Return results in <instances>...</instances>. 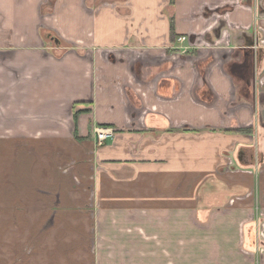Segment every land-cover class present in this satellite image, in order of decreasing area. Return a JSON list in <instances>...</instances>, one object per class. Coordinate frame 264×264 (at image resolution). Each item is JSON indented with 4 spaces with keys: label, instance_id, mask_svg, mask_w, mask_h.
<instances>
[{
    "label": "crops",
    "instance_id": "obj_1",
    "mask_svg": "<svg viewBox=\"0 0 264 264\" xmlns=\"http://www.w3.org/2000/svg\"><path fill=\"white\" fill-rule=\"evenodd\" d=\"M263 85L264 0H0V170L59 185L61 207L78 200L62 162L90 173L103 204L100 264L258 263L241 252L239 226L264 208V172H247L264 161ZM98 126L113 136L96 148ZM4 217L0 264H98L55 253L86 239L46 240L16 259L34 245L18 241L31 224ZM73 217L66 232L85 231L86 217Z\"/></svg>",
    "mask_w": 264,
    "mask_h": 264
},
{
    "label": "rangeland",
    "instance_id": "obj_2",
    "mask_svg": "<svg viewBox=\"0 0 264 264\" xmlns=\"http://www.w3.org/2000/svg\"><path fill=\"white\" fill-rule=\"evenodd\" d=\"M50 33H52L54 36H58L56 32L51 29ZM50 37V35H48ZM59 37V36H58ZM53 44L52 42H49V44ZM63 43V41H62ZM61 43V44H62ZM263 81V79H262ZM264 88V85H263ZM95 129V128H94ZM95 136V146L96 148H99L100 145H103L108 138L103 141L102 144H98V138L97 135L94 133ZM113 136V135H112ZM111 137V136H110ZM109 137V138H110ZM23 142H18V145L22 144ZM38 143H34V146H36ZM52 147H50L51 149ZM35 153V150H34ZM90 155V153H88ZM87 154V155H88ZM45 155H43L44 157ZM35 161H37L40 164V158L38 154L35 155ZM88 158V157H87ZM264 158V156H263ZM75 159L71 158L69 161L62 162L60 170H62L64 173L69 175L71 181H73V187L71 192H77L78 193V200L73 203V205H70L72 207L63 206L61 207L59 203L63 204V202L56 197L59 193V185L55 184H49V185H41V187L38 186H28L20 184V179H14L12 178V181L10 178H8L9 171L8 170H0V183H5L0 185V214L5 216L2 218V220H6V222L11 225L9 222L10 220L14 221L16 225H21L17 218L21 216H26V220L29 221L31 224L30 229H24L25 234L23 236H19V240L22 244L25 242L24 237L31 243L34 244L32 246L23 245L21 246V249L15 250L14 255L16 259H25L27 256L32 254L34 252V247L38 246L41 247L42 243L44 241H52L50 243H54L58 241L59 238L61 240L66 241V243H70L71 241H75L72 243L73 246H77L78 243H84L85 239L88 243V248H84L81 250L80 248L75 249L73 251L66 249L64 253H59L61 258L65 257H72L77 258L78 253L82 252H88L93 259H97L98 264H100V250L97 249V246L100 247L102 242V218L101 213L103 209V204L101 203V198L98 192V188L96 185L91 184V180H89L90 173L81 176L78 172L75 171ZM264 160V159H263ZM51 161V160H50ZM264 162V161H263ZM258 163V167L256 166L253 170H247V172L252 173L253 176L256 178H259L260 176L258 173L264 172V163ZM16 164H18L16 162ZM18 166V165H17ZM260 166V167H259ZM99 167V168H98ZM102 167L99 166V164H96L94 166V170L99 172L101 171ZM261 168V170H259ZM100 169V170H99ZM92 170V169H91ZM5 172V173H2ZM36 172L38 174H36ZM40 172H42L45 175L44 171H41L39 168L36 171L34 169V176L40 179ZM19 171L16 169L15 172H13L12 176L19 175ZM46 177V175H45ZM254 178V179H255ZM2 181V182H1ZM40 181V180H39ZM46 182H48L46 180ZM44 186V187H42ZM75 186V187H74ZM29 190H32L31 197L36 198L32 202L28 201V196H25V193ZM21 194V199L17 196ZM27 195V194H26ZM50 197L52 198H49ZM243 195V194H241ZM48 198V199H47ZM239 197H233L230 199L227 203L230 206L235 207V205L239 202ZM242 198V197H241ZM53 199V200H52ZM81 199V202H78ZM235 203V204H234ZM234 204V205H233ZM257 205V204H256ZM263 205V204H262ZM72 210V211H71ZM69 212L68 214H61V212ZM75 211V212H73ZM44 212L45 215H47V223L44 219L43 224H45L44 227L37 226L38 221H40V214L39 213ZM82 214L86 217L88 220V226L85 231H82L81 229H76L75 231H67V224H73L74 223V217L73 215ZM10 216H15L13 218H10ZM70 215L69 218H64L65 216ZM31 217V218H28ZM245 222H242L241 226H239V233L241 236L240 243H241V252L246 255L247 257L251 258L252 260L257 261L259 264V259L264 257V237L262 236V232L264 234V208H261L260 206H255L250 208L249 215H245L244 218ZM63 221V222H62ZM58 224L54 231L50 230L53 224ZM245 223V224H244ZM54 224V225H55ZM200 225L199 223H197ZM13 225V224H12ZM239 225V224H238ZM65 228V230H64ZM152 227L151 225H146L145 230V244L146 245H152L154 238L152 234ZM50 230V231H49ZM65 231V232H64ZM64 235V236H63ZM70 236H74V239H71ZM239 236V237H240ZM14 240L16 241L17 238L14 237ZM69 247H71L69 245ZM240 252V253H241ZM134 256H137V250L134 249ZM152 253H155V250L145 249V257H152ZM104 256V255H103ZM112 257L118 258L126 257V251H112ZM129 256H132V252H130ZM167 256V255H164ZM162 254V257H164ZM157 257V256H156ZM14 258V256H13ZM16 262H19L18 260H15Z\"/></svg>",
    "mask_w": 264,
    "mask_h": 264
},
{
    "label": "built area",
    "instance_id": "obj_3",
    "mask_svg": "<svg viewBox=\"0 0 264 264\" xmlns=\"http://www.w3.org/2000/svg\"><path fill=\"white\" fill-rule=\"evenodd\" d=\"M186 39L185 36H181L178 38L179 41H184ZM95 134L97 135L98 138V144H102L103 141H105L107 138L113 135V130L111 127L108 126H98L95 127L94 129ZM262 236L264 237V234L262 232Z\"/></svg>",
    "mask_w": 264,
    "mask_h": 264
},
{
    "label": "trees",
    "instance_id": "obj_4",
    "mask_svg": "<svg viewBox=\"0 0 264 264\" xmlns=\"http://www.w3.org/2000/svg\"><path fill=\"white\" fill-rule=\"evenodd\" d=\"M75 116V115H74ZM234 131H236V132H242V133H248L249 132V130L248 129H244V128H236V129H234Z\"/></svg>",
    "mask_w": 264,
    "mask_h": 264
},
{
    "label": "water",
    "instance_id": "obj_5",
    "mask_svg": "<svg viewBox=\"0 0 264 264\" xmlns=\"http://www.w3.org/2000/svg\"><path fill=\"white\" fill-rule=\"evenodd\" d=\"M52 38H53V40H54L56 43L59 42V40H58L56 37H52Z\"/></svg>",
    "mask_w": 264,
    "mask_h": 264
}]
</instances>
